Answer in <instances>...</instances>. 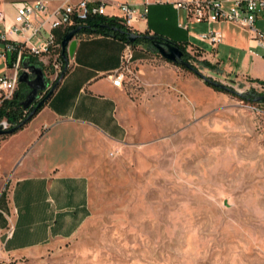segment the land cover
<instances>
[{
    "label": "rangeland",
    "instance_id": "1",
    "mask_svg": "<svg viewBox=\"0 0 264 264\" xmlns=\"http://www.w3.org/2000/svg\"><path fill=\"white\" fill-rule=\"evenodd\" d=\"M217 27L246 35L231 23ZM206 29L194 22L188 32ZM181 43L201 75L154 46L131 45L142 59L121 86L127 137L115 145L78 130L85 145L76 173L88 182L89 216L71 238L49 243L39 264H264V102L255 101L264 95L256 61L264 50L221 45L215 56L189 33ZM45 56L37 65L51 86L65 62L57 51ZM15 142L0 153L3 165Z\"/></svg>",
    "mask_w": 264,
    "mask_h": 264
},
{
    "label": "crops",
    "instance_id": "2",
    "mask_svg": "<svg viewBox=\"0 0 264 264\" xmlns=\"http://www.w3.org/2000/svg\"><path fill=\"white\" fill-rule=\"evenodd\" d=\"M34 0H0L4 26L12 24L16 5ZM48 12L64 4V0H41ZM77 3L81 0H70ZM105 3L108 11L117 12L119 4L134 6L140 13L147 9L145 19L137 25L138 33L149 34L183 42L185 35L192 37L179 23L185 15L177 11L175 0H90ZM219 30L223 43L237 51L252 48L246 35H234ZM230 24V23H229ZM216 25V26H215ZM257 30H264L258 19ZM243 29V28H240ZM187 31V33H186ZM49 33L46 28L31 38L28 45H42ZM9 40L24 43L27 35L8 33ZM73 55L68 57L67 72L59 81L51 97L40 111L22 129L0 137V153L16 141L15 152L9 159L0 161V264H39L41 253L53 240L71 238L89 216V186L85 176L77 172V157L85 145L80 128H89L112 144H119L127 137L121 106L126 98L121 87L112 85L108 75L120 67V56L126 42L104 34L76 37ZM189 47V45H188ZM253 53V52H252ZM45 54L38 57L45 61ZM133 52L132 62L141 60ZM256 61L264 65L263 60ZM0 64L5 66L2 60ZM74 132H77L74 134ZM54 135V136H52ZM66 154V157H62ZM59 155V157H58ZM1 160V159H0Z\"/></svg>",
    "mask_w": 264,
    "mask_h": 264
},
{
    "label": "built area",
    "instance_id": "3",
    "mask_svg": "<svg viewBox=\"0 0 264 264\" xmlns=\"http://www.w3.org/2000/svg\"><path fill=\"white\" fill-rule=\"evenodd\" d=\"M173 7L183 12L185 22L179 26L187 29L189 23H204L207 29L192 37L200 43L217 47L223 43V35L219 30L211 27L213 24L227 22L251 32L252 48L264 50V30H257L255 23L261 19L264 23V0H175ZM117 12L108 11L105 3H95L90 0H81L72 3L64 0V4L48 12L45 3L41 0L24 2L16 5L12 24L4 26V14L0 11V60L4 63V71H0V106L3 102L13 99L18 89V78L22 73L23 59L26 55L41 56L50 52L54 46L52 31L58 28H69L80 24L92 16H105L119 20L129 32L138 33L137 24L145 19L147 9L140 13L134 6L119 4ZM46 28L49 33L42 45H28L31 38L37 36ZM8 33H22L27 37L24 43H17L8 39ZM11 54L8 63L7 55ZM133 50L130 43H126L120 56V67L110 73L108 77L115 87H121L124 73L132 62ZM26 112V111H25ZM11 124L0 118V130H8Z\"/></svg>",
    "mask_w": 264,
    "mask_h": 264
},
{
    "label": "water",
    "instance_id": "4",
    "mask_svg": "<svg viewBox=\"0 0 264 264\" xmlns=\"http://www.w3.org/2000/svg\"><path fill=\"white\" fill-rule=\"evenodd\" d=\"M80 30H81L80 26L72 28L70 31L66 33V35L63 37L61 41L60 46H61L62 57L65 62V66L63 70L60 72L59 81L64 76V71L67 69L68 57L73 55L76 46L75 37L80 33ZM114 30H117L118 32H122L120 29L117 28H114ZM140 37H142L145 40L151 41V43L156 48L158 53L166 60L174 64H179L180 66H183L188 70H191L196 75H201L200 72L192 64H190L189 62L183 59L182 50L169 40H163L162 38L159 39L157 36L154 35H149V34L140 35L138 33L130 32L127 34V41L129 43H132L135 39ZM7 60L8 63H10L11 54L7 55ZM22 65L24 70L19 75L18 82L23 83L27 86V93L25 95V98L20 102V106L25 111L29 110L31 107H34L27 117V119H29L35 113V111L51 97L57 84L53 83L50 86L44 70L40 66L31 64L29 58L27 57L24 58ZM30 76H32L33 78H31ZM202 78L204 81L211 84L215 88L231 91L230 89H228L227 87H225L220 83L213 82L212 80L204 76H202ZM43 94H45V96H42ZM262 99H264V95L259 96L258 98L255 99V101H259ZM24 122L22 123V125L24 124ZM19 128L20 126L16 128H10L5 131L0 130V136L13 134Z\"/></svg>",
    "mask_w": 264,
    "mask_h": 264
},
{
    "label": "trees",
    "instance_id": "5",
    "mask_svg": "<svg viewBox=\"0 0 264 264\" xmlns=\"http://www.w3.org/2000/svg\"><path fill=\"white\" fill-rule=\"evenodd\" d=\"M77 26L81 27V30H80L81 34H85V35H96V34L110 35V36L117 37L126 43H129L127 41V34L130 32L119 20H117L115 18H108L105 16H92V17H89L86 21H84L80 24H75L72 27L65 28V29H62V28L54 29L52 31V34L54 37V46L50 49V51H57L59 57L63 58L62 57V50H61V46H60L61 41L68 31H70L72 28H75ZM114 28L120 29L122 32H118L117 30H114ZM138 34H140V33H138ZM145 34H147V33H145ZM140 35H142V34H140ZM158 38L161 39L160 37H158ZM144 43L148 44L149 46H153L151 41L145 40L142 37L135 39L130 44L132 46H134V45L144 44ZM173 43L182 50L183 59L185 61H187V62L192 61V56H190L189 52L187 51L188 43H181V42H178V43L173 42ZM26 57L29 58L31 63L41 64L37 56L26 55L24 58H26ZM199 63L201 64V66H203L207 69H210V70L215 69V65H213L212 63H210L207 60L199 61ZM183 68L187 69L185 67H183ZM66 72H67V69L64 71V75L66 74ZM54 83H56L58 85L59 76H58V79ZM259 83L262 84V82H259ZM207 85L210 86V84H207ZM212 88L219 90V88H215V87H212ZM26 93H27V86L23 83H19L17 92H16L15 96L13 97V99L3 102L0 106V118H5L11 124V128H16V127L20 126V128L17 129L16 131L22 129L23 126L26 123H28L40 111V109L44 105L43 104L41 107H39L35 111V113L29 119H27L28 115L30 114L31 110L34 107H31L29 110H27L25 112V110L20 106V102L25 98ZM43 96H45V94ZM239 97L242 100L254 101V97H252V98H246V97H242V96H239ZM262 101L264 102V99ZM23 122H24V124L22 125ZM1 137H5V135H3Z\"/></svg>",
    "mask_w": 264,
    "mask_h": 264
},
{
    "label": "flooded vegetation",
    "instance_id": "6",
    "mask_svg": "<svg viewBox=\"0 0 264 264\" xmlns=\"http://www.w3.org/2000/svg\"><path fill=\"white\" fill-rule=\"evenodd\" d=\"M31 64L38 66L36 63H31ZM30 77L33 78L32 76H30ZM43 95H44V94H43ZM43 95H42V96H43Z\"/></svg>",
    "mask_w": 264,
    "mask_h": 264
}]
</instances>
